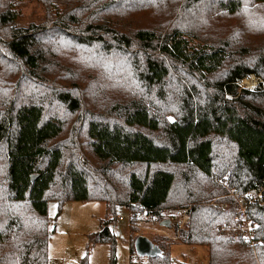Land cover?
I'll return each instance as SVG.
<instances>
[{
    "label": "trees",
    "instance_id": "obj_1",
    "mask_svg": "<svg viewBox=\"0 0 264 264\" xmlns=\"http://www.w3.org/2000/svg\"><path fill=\"white\" fill-rule=\"evenodd\" d=\"M51 1V27L19 25L17 9L6 6L0 10V29L5 33L0 48L6 54L0 55V66L14 60L29 75L37 76L48 30H69L78 45L125 57L145 92L159 103L151 104L161 110L155 112L133 97L118 109V120L101 113L92 115L84 131L98 162L93 170L79 160L66 159L60 146L50 144L63 132V122L46 115L40 94H26L23 84L24 98L1 106L5 113L0 114V264H48L49 199L104 202L100 229L88 239L91 245L109 243L111 254L115 245L111 225L118 220L117 206L123 205L132 215L150 214L160 221L164 211L177 207L187 209V221L176 240L207 246V264H264V91L237 90V82L247 75L264 78V74L254 69L255 64L242 60L246 49L234 48L225 40L204 42L174 25L164 30L124 29L107 0ZM216 1L221 11L235 14L247 0ZM249 1L264 6V0ZM258 58L256 63L264 69V49ZM173 73L179 77L178 90L186 89L189 80L195 91L196 83L205 85L195 101L190 98L185 103L183 98L180 111L168 109L174 90L167 89ZM20 75L25 74L20 70ZM13 84H20L19 77ZM56 98L70 113L79 110L78 99L69 91L57 92ZM162 108L166 114H174L172 123L161 119ZM158 130L164 143L148 133ZM213 138L230 143L233 155L219 157L216 163ZM164 165L189 167L211 181L225 177L246 204L245 215L252 225L249 239L217 232V225L235 219L233 201L229 212L206 204L215 190L222 192L217 183L196 191L186 183L184 200L172 203L176 174ZM130 166L132 169L124 171ZM136 167H143V172ZM59 177L62 180L56 184ZM150 241L159 250L149 256L150 264H171V242L165 237Z\"/></svg>",
    "mask_w": 264,
    "mask_h": 264
},
{
    "label": "rangeland",
    "instance_id": "obj_2",
    "mask_svg": "<svg viewBox=\"0 0 264 264\" xmlns=\"http://www.w3.org/2000/svg\"><path fill=\"white\" fill-rule=\"evenodd\" d=\"M67 1L75 3L76 0ZM107 1L111 2V8H114L119 15L116 20L121 22L124 29L143 27L164 30L174 25L188 35L204 42L218 43L225 40L234 48L244 47L246 54L242 56V60L246 64H255L254 69L258 72L262 71L264 74V69L258 66L259 63H256L264 49V6L252 5L247 0L238 13L227 14L219 9L216 0H200L196 3L191 0ZM51 2V0H0V10L6 6L17 9L19 25L25 26L33 23L42 25V27H51L54 15ZM70 33L72 32L69 30L63 33L48 30L41 69L35 77L29 75L14 60L2 62L3 64L0 66V114L4 112L1 108L3 104L9 105L17 99L20 101L24 98L23 84L26 86V94L38 92L46 115L51 114L59 117L63 122V132L50 144L60 146L66 159L79 160L84 167L94 170L98 167V162L92 157L84 131L85 122L92 115L101 113L109 119L118 120L120 119L118 113H121L118 109L130 102L133 97L146 103L148 108L155 112L161 110V107L158 108L151 104L152 94H149L148 91L145 92V86L137 80L138 76L135 75L132 66L125 57L112 54V52L105 54L98 47L78 45L72 40L73 37ZM4 36V31L0 29V38L3 39ZM0 55L6 56L1 48ZM20 70L25 75H20ZM17 77L20 79V84L14 85L13 81ZM244 78L247 80L246 83L243 82L245 81L243 79L237 82L238 91L242 88L253 92L264 91L263 77L252 73ZM178 79V74L173 73L168 82L167 90H174L169 95L168 109L180 111L183 107V98H185V103H189L190 98L195 101L196 93L204 91L205 85L197 84L194 81L197 89L195 91L190 86L193 80H189L185 86L187 90H178L175 87ZM59 91H69L76 97L79 110L70 113L68 107L57 100L56 93ZM225 97L230 98L231 96L226 95ZM153 102L159 104L155 100ZM174 117L172 112L166 114L165 109L162 108L161 119L163 121L172 123ZM148 133L158 143H164V135L161 130ZM212 142L213 158L216 163H218L219 157L233 155L230 143L214 138ZM163 167L173 170L176 174V186L170 196L172 203L184 200L182 193L184 184L188 183L196 191L198 188H207L211 182L217 183L223 190L222 192L215 190L214 196L206 202L207 205L229 212L231 210L230 201H233L235 216L239 205L246 209L241 194L229 186L225 177H214L215 179L212 178L211 181L189 167L171 165ZM130 169H132L131 166L126 167L124 171ZM135 169L141 173L144 170L143 167ZM94 175L97 176V174ZM61 180L60 177L57 178L56 184ZM213 188L214 186L209 192ZM171 210H181L187 214V209L175 207ZM118 215L123 219L116 220L111 225L115 238L114 253L111 254L109 243L91 245L88 239L89 234L100 229L101 220L105 216L104 202L66 200L59 203L57 200L49 199L46 216L49 232L48 264H150L149 256H139L135 251L133 240L139 235L150 240H154L156 237H165L171 242L169 247L171 264H207V246H191L176 240L178 230L182 229L184 225L178 228L169 222L168 225L161 226L160 218L144 213L140 220L133 225L132 213L123 205L117 206L115 216ZM162 217H165L164 212ZM249 223L247 218L241 222H237L235 218L231 222L225 221L217 225L216 230L218 232V229L225 228L226 235L234 237L241 235L248 240L249 230L252 227L251 225L248 228ZM227 227L236 229L237 233L234 234V229L230 233ZM235 227H242V229ZM246 228L248 230H245ZM158 253L157 249L154 255Z\"/></svg>",
    "mask_w": 264,
    "mask_h": 264
},
{
    "label": "built area",
    "instance_id": "obj_3",
    "mask_svg": "<svg viewBox=\"0 0 264 264\" xmlns=\"http://www.w3.org/2000/svg\"><path fill=\"white\" fill-rule=\"evenodd\" d=\"M164 215H165V217L163 218V220L168 219L169 222H172L175 226H178V228H181L184 225L185 220H186V213H183L181 210L168 209V210L164 211ZM141 216H142V214H134L131 217H133L134 220L136 222H138L140 220ZM117 218H118V220L123 219V217L120 215H118ZM235 218H236L237 222H241V221L246 220L245 209L242 205L238 206ZM249 227H250V225H248V228ZM235 228H237V229L241 228L242 229V227H235ZM248 228H246L245 230H248ZM227 229L229 230L230 233H232L231 230H233L234 228L230 229L227 227ZM218 230L220 231L221 229H218ZM225 230H226L225 228H222V230L220 232H224ZM233 231H234V234L237 233L236 229H234ZM247 243H249V242H247Z\"/></svg>",
    "mask_w": 264,
    "mask_h": 264
},
{
    "label": "water",
    "instance_id": "obj_4",
    "mask_svg": "<svg viewBox=\"0 0 264 264\" xmlns=\"http://www.w3.org/2000/svg\"><path fill=\"white\" fill-rule=\"evenodd\" d=\"M169 224L168 219L161 221V226ZM134 248L139 256H152L155 254L157 247L145 236L139 235L134 239Z\"/></svg>",
    "mask_w": 264,
    "mask_h": 264
},
{
    "label": "bare ground",
    "instance_id": "obj_5",
    "mask_svg": "<svg viewBox=\"0 0 264 264\" xmlns=\"http://www.w3.org/2000/svg\"><path fill=\"white\" fill-rule=\"evenodd\" d=\"M243 80H245V78H244ZM246 81H247V80H245V81H243V82L246 83Z\"/></svg>",
    "mask_w": 264,
    "mask_h": 264
},
{
    "label": "snow or ice",
    "instance_id": "obj_6",
    "mask_svg": "<svg viewBox=\"0 0 264 264\" xmlns=\"http://www.w3.org/2000/svg\"><path fill=\"white\" fill-rule=\"evenodd\" d=\"M171 119V118H170Z\"/></svg>",
    "mask_w": 264,
    "mask_h": 264
}]
</instances>
